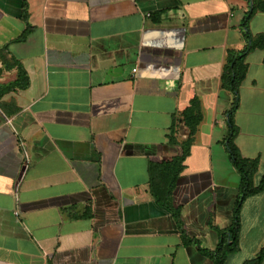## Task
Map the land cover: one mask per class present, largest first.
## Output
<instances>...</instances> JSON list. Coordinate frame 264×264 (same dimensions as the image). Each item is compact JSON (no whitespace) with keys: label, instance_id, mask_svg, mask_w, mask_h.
Masks as SVG:
<instances>
[{"label":"crops","instance_id":"obj_1","mask_svg":"<svg viewBox=\"0 0 264 264\" xmlns=\"http://www.w3.org/2000/svg\"><path fill=\"white\" fill-rule=\"evenodd\" d=\"M229 53L244 54L236 94ZM19 66L29 85L6 92ZM189 109L200 122L162 202L151 167L182 156ZM229 113L257 187L264 0H0V264H214L200 250L228 235L240 197ZM238 218L223 264L263 248L264 189Z\"/></svg>","mask_w":264,"mask_h":264},{"label":"trees","instance_id":"obj_2","mask_svg":"<svg viewBox=\"0 0 264 264\" xmlns=\"http://www.w3.org/2000/svg\"><path fill=\"white\" fill-rule=\"evenodd\" d=\"M251 13L247 15L244 20L243 25L245 26L246 21L249 19ZM27 31L21 36V40L24 39L26 36ZM246 37V36H245ZM244 54L237 55L235 53H229L227 58V64L225 69L223 70V74L221 76V81L223 87L227 88L233 94L237 93L238 86L241 83L244 73H245V66L243 65L242 58ZM19 80L9 86L6 89V92L14 91V90H24L28 87L29 81L27 78L26 73L23 69L19 66ZM195 103L191 105L194 106ZM233 103V107H234ZM193 111V110H192ZM190 111H186L184 113V122L185 126L189 131V139L182 145L183 154L179 158H175L173 161L163 164L159 167H151V175L153 178L157 177L158 173H161L163 177H161L162 183L164 182V186H166V195L160 196L155 190L156 185H154V179L151 178V189L153 190L154 194L157 196V199L166 202L165 198L170 196L171 191L175 185L176 179L182 171V164L184 159L188 153V145L191 143L192 136L196 133L197 126L199 125V118L196 120V116L190 114ZM227 128H228V136L226 138V147L229 154V158L231 160L233 168L236 172L240 175V197L236 204L235 208V218L232 228L228 231V237L221 235L220 243L217 249L214 252H207L204 250H200V252L213 259L214 264H223L225 259L228 255L237 251L238 246V234H239V210L241 207L242 202L245 198L259 194L264 189V181H261L259 186L253 187L252 179L257 171V162L256 161H248L246 159H242L238 154L236 147L233 144V139L236 133V129L234 123L232 121V115L229 113L228 121H227ZM158 171V173H156ZM158 189V188H157ZM160 191H163L162 188H159ZM160 196V197H158ZM264 260V246L260 250L257 257L251 261L245 262L244 264H261Z\"/></svg>","mask_w":264,"mask_h":264}]
</instances>
